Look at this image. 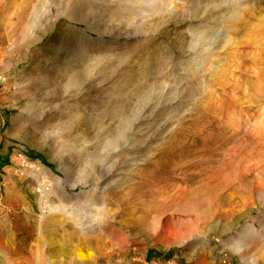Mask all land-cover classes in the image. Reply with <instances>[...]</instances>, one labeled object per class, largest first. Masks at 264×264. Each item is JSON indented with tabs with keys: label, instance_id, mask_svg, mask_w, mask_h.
I'll return each instance as SVG.
<instances>
[{
	"label": "rangeland",
	"instance_id": "rangeland-1",
	"mask_svg": "<svg viewBox=\"0 0 264 264\" xmlns=\"http://www.w3.org/2000/svg\"><path fill=\"white\" fill-rule=\"evenodd\" d=\"M45 263L264 264V0H0V264Z\"/></svg>",
	"mask_w": 264,
	"mask_h": 264
},
{
	"label": "bare ground",
	"instance_id": "bare-ground-1",
	"mask_svg": "<svg viewBox=\"0 0 264 264\" xmlns=\"http://www.w3.org/2000/svg\"><path fill=\"white\" fill-rule=\"evenodd\" d=\"M49 176H51V175H49ZM55 178V177H54ZM58 181V180H57ZM59 181H60V179H59ZM53 182H56V180L55 181H53ZM96 189V188H95ZM89 193V192H88ZM84 198V197H83ZM94 200V199H93ZM92 201V200H91ZM98 205V204H97ZM104 205V204H103ZM62 206V205H61ZM60 206V207H61ZM58 207V206H57ZM65 206H63V208H64ZM84 208V207H83ZM88 208V207H87ZM95 208V207H94ZM60 210H58V212H59ZM100 210H98V212H99ZM86 212V211H85ZM89 212V211H88ZM94 212V211H93ZM100 212H102V211H100ZM103 213V212H102ZM66 214V213H65ZM99 214V213H98ZM78 215V214H77ZM76 215V216H77ZM100 215V214H99ZM75 216V215H74ZM78 217H79V215H78ZM99 217V216H98ZM103 220V219H102ZM87 223V222H86ZM95 223V222H94ZM80 225V224H79ZM90 225V224H89ZM85 228H83L82 230H84ZM101 229V228H100ZM91 232H92V230H91ZM90 232V233H91ZM43 258V257H42ZM46 262V261H45ZM46 264V263H45Z\"/></svg>",
	"mask_w": 264,
	"mask_h": 264
}]
</instances>
